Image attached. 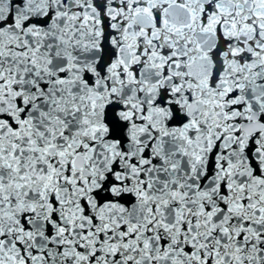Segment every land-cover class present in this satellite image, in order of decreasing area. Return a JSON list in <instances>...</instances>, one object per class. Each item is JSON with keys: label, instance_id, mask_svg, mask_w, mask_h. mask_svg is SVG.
I'll return each mask as SVG.
<instances>
[{"label": "snow or ice", "instance_id": "snow-or-ice-1", "mask_svg": "<svg viewBox=\"0 0 264 264\" xmlns=\"http://www.w3.org/2000/svg\"><path fill=\"white\" fill-rule=\"evenodd\" d=\"M0 264H264V0H0Z\"/></svg>", "mask_w": 264, "mask_h": 264}]
</instances>
